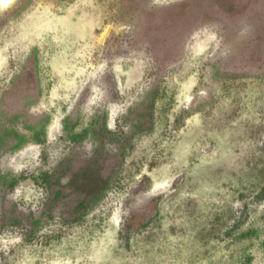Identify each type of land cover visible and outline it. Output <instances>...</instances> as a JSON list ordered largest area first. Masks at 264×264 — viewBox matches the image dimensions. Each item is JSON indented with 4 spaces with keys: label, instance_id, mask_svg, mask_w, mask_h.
Listing matches in <instances>:
<instances>
[{
    "label": "rangeland",
    "instance_id": "1",
    "mask_svg": "<svg viewBox=\"0 0 264 264\" xmlns=\"http://www.w3.org/2000/svg\"><path fill=\"white\" fill-rule=\"evenodd\" d=\"M0 0V264H264V0Z\"/></svg>",
    "mask_w": 264,
    "mask_h": 264
},
{
    "label": "bare ground",
    "instance_id": "2",
    "mask_svg": "<svg viewBox=\"0 0 264 264\" xmlns=\"http://www.w3.org/2000/svg\"><path fill=\"white\" fill-rule=\"evenodd\" d=\"M11 2V0H2L1 1V4L2 5H7V4H9Z\"/></svg>",
    "mask_w": 264,
    "mask_h": 264
}]
</instances>
